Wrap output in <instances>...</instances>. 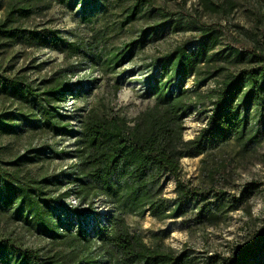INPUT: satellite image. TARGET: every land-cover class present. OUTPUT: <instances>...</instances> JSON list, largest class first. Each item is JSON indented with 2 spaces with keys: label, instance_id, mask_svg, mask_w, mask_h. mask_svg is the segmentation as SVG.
<instances>
[{
  "label": "trees",
  "instance_id": "16d2710c",
  "mask_svg": "<svg viewBox=\"0 0 264 264\" xmlns=\"http://www.w3.org/2000/svg\"><path fill=\"white\" fill-rule=\"evenodd\" d=\"M52 1L6 0L0 18V56L17 46L50 49L67 59L88 57L92 65L113 72L137 49L160 37L186 31L195 35L156 59L143 94L152 102L131 119L104 103L93 105L79 117L61 110L68 99L86 94L67 77L81 70L79 67L70 65L32 83L24 69L15 70V56L5 65L0 59V97L23 107L0 112V137L40 131L73 140L71 150L56 151L43 144L9 161L3 160L6 147L0 146V215L68 248L43 253L2 237L0 264H194L190 251L176 250L156 234L146 241L131 230L127 218L149 214L164 222L192 216L198 223L215 224L247 204L259 188L255 181L240 189L239 198L217 195L213 211L206 208L211 204L207 193L184 183L181 160L210 155L230 142L248 152L264 141V46L243 49L226 42L222 47L228 40L224 26L201 22L188 13L166 11L151 0H132L123 9L121 24L140 16L151 24L141 29L138 38L109 50L102 58L98 52L101 34L89 45L66 39L57 29L28 25ZM71 1L84 12L96 9L99 2ZM200 2L214 12L226 7L213 0ZM42 65L31 67L41 70ZM191 78L194 86L187 88ZM211 80H217V87L202 91ZM206 103L211 108L205 125L196 136L184 139V118L192 107ZM45 159H75V163L51 174L25 168ZM208 172L214 176L213 171ZM167 177L175 182L172 200L164 192ZM71 195L87 207L67 205ZM100 200L109 207L105 214L94 209ZM206 264H264V219L244 245L228 256H210Z\"/></svg>",
  "mask_w": 264,
  "mask_h": 264
},
{
  "label": "rangeland",
  "instance_id": "374dc122",
  "mask_svg": "<svg viewBox=\"0 0 264 264\" xmlns=\"http://www.w3.org/2000/svg\"><path fill=\"white\" fill-rule=\"evenodd\" d=\"M151 1V4L166 11L181 12L183 15L188 13L198 17L201 22L224 26L228 40H224L222 47L226 42L234 43L235 47L243 49L264 46V0H213L214 3L226 6L219 12L204 9L200 0ZM5 2L6 0H0V18ZM131 2L132 0H99L96 9L90 7L84 12L81 5L75 7L71 0H53L50 8L41 15L33 16L28 25L57 29L64 38L86 41L89 45L93 43L96 35L101 34L98 52L104 58L109 50L138 38L141 29L151 24L149 19L141 16L131 23L121 24L125 15L123 9ZM194 35L193 32L186 31L160 37L155 42L137 49L132 58L113 72L105 71L102 65H92L88 62V57L80 55L67 59L50 49H23L17 46L9 53L1 55L0 59L5 65L15 56V70L24 69L32 83L49 77L59 69H68L70 65L79 67L81 70L67 77L70 83L77 85L76 89L80 86L86 94L68 99L61 110L79 117L93 105L104 103L119 115L131 119L152 102L143 94L153 63L177 44ZM38 63H43L41 70L31 67ZM193 81L192 78L189 79L186 87L192 88ZM216 81L208 82L202 87V91L217 87ZM16 107L23 108L0 97V112ZM210 108L209 103L204 107H192L184 118V139L196 136L205 125ZM72 123L77 127L78 123ZM49 139V134L40 131H26L18 137H0V146L6 147L2 153L3 160H12L16 155L35 148V144L40 142L41 145L49 143L48 145L56 151L73 149V140L65 136L53 137L51 141ZM70 160L45 159L25 168L37 174H51L71 166L74 162L71 163ZM181 166L182 179L186 186L194 191L207 193V200L211 204L206 208L212 211L217 195L224 199L239 198L240 189L250 181L257 182L259 188L247 204H242L238 210L230 211L215 224L198 223L195 219H190L192 216L159 222L146 214L143 218H127L131 230L140 233L146 241H149L152 234H156L163 237L165 244L170 247L179 251H190L195 258L194 264H206L209 257L215 254L228 256L249 240L251 233L261 227L264 219V141L248 152L241 151L239 145L230 142L210 155L184 157ZM6 168L9 171L13 169L9 166ZM208 170L213 171V177ZM164 184L165 196L169 200L174 199L175 182L171 177H167ZM105 208L102 200L95 203L96 211H105ZM2 237H8L22 247L41 250L43 253L68 250L67 246L52 244L7 215H0V238Z\"/></svg>",
  "mask_w": 264,
  "mask_h": 264
},
{
  "label": "built area",
  "instance_id": "2783aa9c",
  "mask_svg": "<svg viewBox=\"0 0 264 264\" xmlns=\"http://www.w3.org/2000/svg\"><path fill=\"white\" fill-rule=\"evenodd\" d=\"M49 137H50L49 141H51V139H52L53 137H52L51 135H49ZM58 137H60V136H58ZM55 138H56V137H55ZM45 144H49V143H45ZM35 146H36V147H40V146H41V142H40V143H36ZM69 162H71V163L74 162V163H75V159H71ZM65 168H66V167H65ZM66 203H67V205H69L70 207H74V208H78V207H79V208H81L82 210L85 209V208L87 207V204H81V203L79 202V200H78L75 196H73V195L69 196V197L66 199ZM108 210H109V207L106 206L105 211H101L100 213H101V214H105ZM90 220L93 221V217H91Z\"/></svg>",
  "mask_w": 264,
  "mask_h": 264
}]
</instances>
